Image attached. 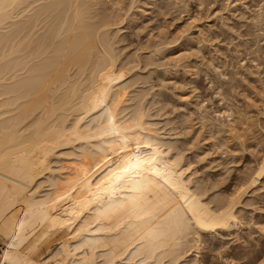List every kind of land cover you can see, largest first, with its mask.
Masks as SVG:
<instances>
[{
  "label": "bare ground",
  "instance_id": "6f19581e",
  "mask_svg": "<svg viewBox=\"0 0 264 264\" xmlns=\"http://www.w3.org/2000/svg\"><path fill=\"white\" fill-rule=\"evenodd\" d=\"M98 5L0 0V264H186L241 229L240 200L264 178L263 161L206 198L145 95L122 86V22Z\"/></svg>",
  "mask_w": 264,
  "mask_h": 264
},
{
  "label": "rangeland",
  "instance_id": "374dc122",
  "mask_svg": "<svg viewBox=\"0 0 264 264\" xmlns=\"http://www.w3.org/2000/svg\"><path fill=\"white\" fill-rule=\"evenodd\" d=\"M98 1L122 22L112 35L122 29L114 48L130 97L145 95L141 103L193 164L206 198L240 191L264 161V0ZM250 190L237 207L241 229L207 238L186 264L264 261V178ZM54 244L48 238L39 253Z\"/></svg>",
  "mask_w": 264,
  "mask_h": 264
}]
</instances>
